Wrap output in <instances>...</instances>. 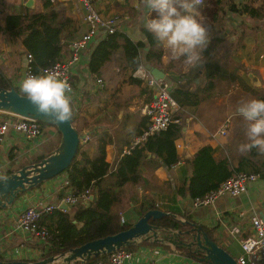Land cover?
I'll return each instance as SVG.
<instances>
[{
    "label": "crops",
    "instance_id": "crops-1",
    "mask_svg": "<svg viewBox=\"0 0 264 264\" xmlns=\"http://www.w3.org/2000/svg\"><path fill=\"white\" fill-rule=\"evenodd\" d=\"M10 1L4 0L0 8V15L4 14L0 22V74L4 73L14 86H20L30 62L29 53L22 37L13 36L5 30L6 18L11 13L40 11L43 9V2ZM51 2L58 5L62 17L72 16L78 19L79 28L74 37L87 30L85 10L81 2ZM92 2L104 16L118 18L119 31L134 41L146 44L141 54L143 64L150 62L162 69L165 77L173 83V89L178 87L200 91L198 101H184L178 110L185 124L183 134L177 140L180 163L170 168L156 165L149 154L140 168L144 182L139 185L126 184L125 198L117 210L124 216V222L134 223L139 219L140 212L152 202L165 211L172 212L167 210L172 208L175 210L172 213L182 221L190 218L207 227H216L213 237L234 257L239 258L243 253L241 241L251 233L250 217L260 215L264 219V176L260 175L257 180L250 182L247 190L240 195L223 194L210 205L196 207L190 196H177L174 191L190 176V161L197 150L207 144L216 149V157H228L236 166L243 157L249 156L253 158L254 165L263 166L264 169V154L256 149L245 153L239 151V146L247 143L248 139L247 122L237 113L243 101L264 99V16H252L248 12L232 9V5L240 8L245 3L261 6L263 0L201 1L197 6L198 19L208 25L211 40L202 52L204 63L197 69H189L182 60H171L169 50L161 43L162 55L157 59L154 57L153 61L147 60L150 46L145 24L149 19L155 18L157 13L150 11L143 0ZM103 35L104 30L93 38L82 51L80 59L72 66L74 90L71 103L75 119L81 126L80 133L89 136L87 140H82L84 151L92 157L96 156L100 136L107 132L108 137H112V141L106 146L107 160L114 165L123 150L139 135L133 134V130L146 117L143 109L152 94L143 79L136 76L142 82H132L124 75L123 70L129 69L131 73V66L122 49L103 65L100 77L92 74L89 67L91 53ZM72 39L66 40L63 57L71 54L69 45ZM131 74L134 75V72ZM98 78H102L103 86L99 84ZM5 113L8 112L0 111V121L10 117L11 113ZM228 119L230 127L227 133L212 135ZM95 137L96 144H93L91 141ZM128 141H131L130 145L127 144ZM60 142L57 127L47 131L45 127L43 133L36 138H28L10 128L0 146V178L26 164L36 162L42 155H49ZM66 177L65 173H61L21 193L12 205L0 210V256L23 260L43 258L46 245L21 227L19 216L25 208L39 203L60 204L66 192V189L60 188V182ZM105 181L112 184L113 177L107 175ZM134 186L138 188L135 192ZM142 193L147 194V197H142ZM169 231L162 229V238L166 234L164 232L171 234ZM156 243L159 244L139 243L132 251L133 257L126 264H211L186 254L172 241Z\"/></svg>",
    "mask_w": 264,
    "mask_h": 264
},
{
    "label": "trees",
    "instance_id": "trees-1",
    "mask_svg": "<svg viewBox=\"0 0 264 264\" xmlns=\"http://www.w3.org/2000/svg\"><path fill=\"white\" fill-rule=\"evenodd\" d=\"M42 2L43 9L40 11L9 14L6 18L5 27V30L11 32L13 36L22 37L27 52L32 55V65L35 70L51 65L58 59L63 58L66 40L72 39L79 28L78 19L72 16L62 17L60 8L52 3L51 0H42ZM232 9L261 17L264 16V0L261 6L245 3L240 8L232 5ZM145 32L150 46L147 60L153 61L154 57L157 59L162 55L160 42L147 29H145ZM144 47H146L144 42L134 41L119 30L114 33L104 34L91 53L90 70L92 74H96V77H100L99 74L103 65L119 49H122L126 60L131 66V73H133L139 65L143 64L141 54ZM129 79L132 82H142L141 79L132 74ZM0 86L11 88L14 85L4 73H1ZM15 87L23 93L20 86ZM199 92V90L195 89H181L178 87L172 91L180 105L185 102L198 101L200 98ZM72 119L74 123V113L72 114ZM147 121V117H144L140 125L133 130V134L142 133L147 127ZM40 122L43 130L49 124ZM184 125V123H171L167 129L150 135L146 141L132 148L129 153L121 154L118 162L114 165L107 160L106 146L112 141V137L109 138L107 132L100 136L96 156L92 157L85 152L82 143H80L75 158L62 173L67 175L75 194L91 189L94 198L91 199L89 205L78 203L72 205L71 210L56 208L43 214L40 223L48 228L50 234L48 238L49 249L43 254V257L69 252L72 248L81 246L90 240L115 234L131 227L133 223L124 222V216L117 210L125 198L126 184L139 185L144 182L140 168L149 154H151L150 158H154L156 165H164L168 168L180 160L177 140L183 134ZM59 134L61 136L60 131ZM130 143L131 141L127 142L128 145ZM215 152L216 149L210 144L204 145L197 150L190 161L192 169L190 176L176 187L174 191L177 196H190L191 198L203 196L206 192L216 188L221 182L240 171L258 172L261 176H264L263 166L257 167L254 165L252 157H243L236 166L232 164L228 157H216ZM44 157L46 155L38 157L36 161ZM107 175L113 177L112 184L105 181ZM151 208H159V206L154 202L150 203L140 212L138 217L140 218ZM167 210L175 212L172 208H167ZM188 220L191 219L188 218ZM150 222L170 230L169 233L171 234L164 232V234L166 233L164 240L174 242L178 248L190 256L202 257L203 253L200 250H196L193 247L190 248L182 243L185 242L183 239L187 236L180 234L179 230L188 228L189 225L187 223L171 215H165L159 219H150ZM199 228L215 239L213 233L216 227L210 228L199 224ZM139 243L159 244L147 240H142ZM139 243L133 242L126 248L134 251ZM107 258L108 254H104L93 257L85 263L78 261L74 264H92L101 259L107 260ZM3 259L6 258L0 256V260Z\"/></svg>",
    "mask_w": 264,
    "mask_h": 264
},
{
    "label": "built area",
    "instance_id": "built-area-1",
    "mask_svg": "<svg viewBox=\"0 0 264 264\" xmlns=\"http://www.w3.org/2000/svg\"><path fill=\"white\" fill-rule=\"evenodd\" d=\"M57 1L81 2L85 10L84 21L88 26L87 30L71 40L69 45L71 50L70 55L58 59L53 64L42 67L39 70L34 69L32 65V55L29 54L30 62L27 65L23 79L27 75L43 74L46 71L59 73L61 77L66 78L71 85V92L68 93L71 97L74 90V84L72 81L73 64L80 59L82 51L88 47L93 38L102 30H104V34L114 33L118 30V18L115 16H104L94 6L92 0ZM142 65L143 69L141 74L139 76L136 75L138 71L137 68L134 75L147 82L151 89L152 98L145 104L143 109V112L148 119L147 127L142 133L134 138L130 146L123 150L122 155L129 153L135 146L141 145L150 135L167 129L171 123H183V118L178 114L180 103L172 93L173 83L166 77L156 78L144 64ZM98 82L103 86L102 78H98ZM229 127L230 119H228L220 129L212 135L226 134ZM10 128L23 133L28 138H36L43 133L40 121L30 117L11 114L9 118L0 121V146L3 144L6 133ZM222 128L225 130L223 133L221 132ZM88 138L89 136L86 135L85 140ZM177 163L180 162L178 161ZM259 177L260 173L258 172H237L221 182L216 188L206 192L203 196L192 198L193 203L196 207L210 205L215 203L223 194L238 196L247 190L250 182L257 180ZM60 188L66 189L62 201H65L70 206L78 203L89 205L91 202V189H86L75 194L67 177L60 182ZM56 208H60L59 203H39L38 205L25 208L19 216L21 227L30 233V235L42 241V243L46 245L45 251L49 249L48 238L50 234L48 228L45 225H42L40 220L44 213L53 211ZM250 225L251 233L242 239L241 246L243 253L237 258V261L239 264H264V219L260 215H252L250 217ZM133 254L134 253L131 250L123 247L108 254L107 260L101 259L92 264H126L128 260H131Z\"/></svg>",
    "mask_w": 264,
    "mask_h": 264
},
{
    "label": "water",
    "instance_id": "water-1",
    "mask_svg": "<svg viewBox=\"0 0 264 264\" xmlns=\"http://www.w3.org/2000/svg\"><path fill=\"white\" fill-rule=\"evenodd\" d=\"M144 65L156 78L165 77V72L159 67L150 62ZM0 111L54 124L61 132V142L52 153L39 161L15 169L10 174L0 178L1 210L12 205L21 193L60 175L69 167L78 152L81 141L86 138V134L80 133L72 118L68 122L58 123L51 117L38 113L35 107L25 98V94L21 93L15 86H11V88L0 86ZM92 198H94V195H92ZM60 208L70 210L71 206L62 201ZM165 215L177 217L175 213L161 208H151L128 229L90 240L81 246L72 248L69 252L30 261L3 259L0 260V264H72L78 261L85 263L93 257L110 254L117 249L126 248L133 242L136 243L143 239L154 240L155 242L164 241L160 231L165 228L150 222V219H159ZM183 222L187 223L189 227L179 230L180 234L187 236L183 239L185 242L182 243L190 248L200 250L203 253L200 257L201 260L211 264H239L237 258L209 236L207 232L202 231L198 223L188 219Z\"/></svg>",
    "mask_w": 264,
    "mask_h": 264
},
{
    "label": "clouds",
    "instance_id": "clouds-1",
    "mask_svg": "<svg viewBox=\"0 0 264 264\" xmlns=\"http://www.w3.org/2000/svg\"><path fill=\"white\" fill-rule=\"evenodd\" d=\"M200 3L201 0H143L150 11L157 13L146 22L145 28L169 50L171 60H182L189 69L202 66V52L211 40L208 25L198 19ZM142 69L141 64L136 75L139 76ZM20 87L38 113L58 123L71 120L73 108L68 95L71 85L59 73L46 71L27 75ZM237 111L247 122L248 139L239 146V151L245 153L256 149L264 154V99L243 101ZM224 131L222 128L221 132Z\"/></svg>",
    "mask_w": 264,
    "mask_h": 264
},
{
    "label": "rangeland",
    "instance_id": "rangeland-1",
    "mask_svg": "<svg viewBox=\"0 0 264 264\" xmlns=\"http://www.w3.org/2000/svg\"><path fill=\"white\" fill-rule=\"evenodd\" d=\"M3 1L4 0H0V8L2 7V4H3ZM9 0H7V2H8ZM11 2H15V3H17V2H19V0H11L10 1V3ZM38 4H39V1H38ZM4 10V9H3ZM1 12V11H0ZM3 16H4V14H1L0 15V22H2V20H3ZM0 37H2V35H0ZM118 51H120V50H118ZM117 51V52H118ZM123 73H124V75H126L127 76V78H130V75H131V73H130V70L128 69V70H123ZM74 125H75V127L76 128H78V129H81V126L79 125V123H78V121L76 120V119H74ZM52 127H56L54 124H47L46 125V131L47 130H49V129H51ZM96 140H97V137H95L92 141H91V143H93V144H96ZM81 143H82V141H81ZM117 145H119V143H118V141H117ZM98 153V152H97ZM134 187H135V189H134ZM133 187V192H135L138 188H137V186H134ZM133 194V193H132ZM142 197H147V194H145V193H142ZM132 212V211H131ZM130 212V213H131ZM132 213H135V212H132Z\"/></svg>",
    "mask_w": 264,
    "mask_h": 264
}]
</instances>
